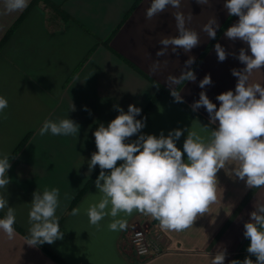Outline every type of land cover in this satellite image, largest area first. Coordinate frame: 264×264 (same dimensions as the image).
<instances>
[{"label": "crops", "instance_id": "1", "mask_svg": "<svg viewBox=\"0 0 264 264\" xmlns=\"http://www.w3.org/2000/svg\"><path fill=\"white\" fill-rule=\"evenodd\" d=\"M225 3L181 0L179 9L169 6L147 19L151 0H30L22 12L0 14V97L8 101L0 112V158L7 155L11 164L10 183L0 188V196L8 200L16 216L13 239L0 231V264H211L212 256L221 250L226 252L224 264L246 257L255 264L256 257L247 252L250 240L244 236V225L255 205L264 203V187L248 188L232 173L231 164L217 173V201L182 232L162 230L156 219L135 211L116 218L125 222L119 231L109 230L110 216L96 227L83 210L72 215L73 208L87 207L90 197L99 200L95 179L73 202L98 166L89 170L97 151L93 133L100 124L107 127L120 114L118 109L127 113L129 105H134L142 111L157 92L156 86L166 90L142 117L145 126L126 143L140 135L167 137L180 129L182 135L175 143L183 153L189 129L207 139L218 127V121L210 123L205 107L193 110L192 105L205 92L218 110L216 97L235 92L238 77L232 70L245 67L238 59L240 50L250 55L246 43L225 36L238 22ZM3 9L0 0V12ZM177 11L191 16L185 27L199 34L200 43L189 52L180 48L173 52L169 46L166 55L157 56L164 47L160 41L178 35ZM213 18L218 25L214 39L202 30ZM217 43L227 53L223 62L215 51ZM190 57L194 62L186 69ZM155 61L159 67L153 71ZM183 70L194 71L196 80L172 85L183 98L176 102L166 78L178 77ZM206 75L211 84L201 88ZM249 82L264 86V69L254 71ZM67 118L79 125L77 135H39L45 120ZM182 158L186 161L187 154ZM46 189L59 190L56 216L63 239L29 246L33 193ZM6 212L7 208L0 210V219ZM153 223L165 235L166 249L158 256L137 259L127 233L132 227Z\"/></svg>", "mask_w": 264, "mask_h": 264}, {"label": "clouds", "instance_id": "2", "mask_svg": "<svg viewBox=\"0 0 264 264\" xmlns=\"http://www.w3.org/2000/svg\"><path fill=\"white\" fill-rule=\"evenodd\" d=\"M4 9L0 14L22 12L28 7L30 0H3ZM206 4L207 0H197ZM181 0H151L146 10V18L164 12L169 6L179 9ZM224 7L229 15L238 17V22L229 27L225 36L231 40H241L247 44L250 55L241 49L238 59L245 65L242 70H232L238 77L235 92L229 90L216 97L220 106L212 103L205 92L192 107L193 110L203 106L210 116V123L218 127L211 131L205 139L197 131L188 130L183 144V153L175 141L182 135L176 129L165 137L161 133L140 135L133 143L126 140L140 132L144 122L137 120L141 109L129 105L127 113L118 109L120 114L107 127L100 124L93 133L97 151L91 156L89 170L96 165L101 169L95 180L99 200L90 197L85 201L87 207L73 208L72 215L83 212L88 216L91 225L99 227V222L106 216L113 218L108 225L110 231H119L125 227L122 219H116L121 213L130 216L134 211L150 215L159 222L165 231L182 232L193 227L198 216L208 213L210 206L217 201V173L228 165L232 173L246 182L248 188L264 187V86L250 83L249 78L254 71L264 69V0H226ZM178 35L166 37L160 41L164 47L156 53L164 56L169 46L173 52L178 48L189 52L200 43L199 34L185 27L187 18L182 12L174 14ZM218 27L215 18L203 27L210 38L216 37ZM218 60L223 62L227 53L220 44L215 45ZM194 62L189 58L185 68ZM159 67V61L153 64V71ZM192 70H183L177 76H168L166 82L170 94L176 102H183L180 92L172 85L184 81L195 82ZM211 84L210 75L200 81L204 88ZM157 88L159 86H156ZM8 107V101L0 97V112ZM73 106V111H74ZM207 131V126H202ZM55 136H74L79 132V125L67 118L59 122L45 120L39 128V135L47 133ZM122 161L119 166L117 162ZM10 159L7 155L0 158V188H7L10 178ZM105 170H108L107 174ZM59 190H44L41 194L33 193L29 211V246L52 244L63 239L56 210L59 206ZM7 208L4 218L0 219V231L8 239L15 236V209L8 205V200L0 196V210ZM245 238L250 240L247 252L256 257L255 264H264V203H257L250 213V221L244 225ZM226 252L221 250L212 256L211 264H224ZM230 264H254L250 258L242 262L232 260Z\"/></svg>", "mask_w": 264, "mask_h": 264}, {"label": "built area", "instance_id": "3", "mask_svg": "<svg viewBox=\"0 0 264 264\" xmlns=\"http://www.w3.org/2000/svg\"><path fill=\"white\" fill-rule=\"evenodd\" d=\"M127 240L137 259L158 256L166 249V237L154 223L130 228Z\"/></svg>", "mask_w": 264, "mask_h": 264}, {"label": "trees", "instance_id": "4", "mask_svg": "<svg viewBox=\"0 0 264 264\" xmlns=\"http://www.w3.org/2000/svg\"><path fill=\"white\" fill-rule=\"evenodd\" d=\"M221 30H222V28L219 30V32ZM164 90H166V89L159 85V88H158L157 92L155 93V95L149 100V102L145 105V107L142 109V111L140 112V114L136 117L137 120H141L142 119V117L145 115V113L149 110V108L157 100V98L159 97V95L164 92ZM100 171H101V169L99 168V165H98L97 168L95 169V171L93 172V174L90 176V178L87 180V182L85 183V185L81 189L80 193L73 199V202H75V200L78 198V196L80 194H83L85 192V190H87V188L91 185V183L99 175Z\"/></svg>", "mask_w": 264, "mask_h": 264}]
</instances>
